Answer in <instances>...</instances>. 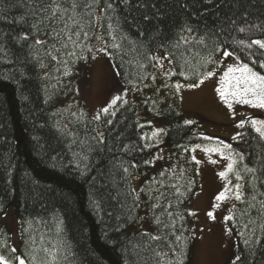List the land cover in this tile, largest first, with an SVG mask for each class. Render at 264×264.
Segmentation results:
<instances>
[{
  "label": "trees",
  "instance_id": "1",
  "mask_svg": "<svg viewBox=\"0 0 264 264\" xmlns=\"http://www.w3.org/2000/svg\"><path fill=\"white\" fill-rule=\"evenodd\" d=\"M55 2L62 19L52 15L53 0H0V216L14 208L28 264H191V148L213 138L164 105L176 158L157 177L151 230H142L132 177L151 170L158 146L143 136L136 103L118 100L96 121L74 79L97 26L131 88L151 80L159 58L184 84L197 83L224 52L264 75V49L253 43L264 41V0H75L74 10L73 0ZM235 147L254 169L245 174L253 202L232 223L240 259L231 264H264V136L250 130ZM11 249L0 226V254L11 259Z\"/></svg>",
  "mask_w": 264,
  "mask_h": 264
},
{
  "label": "rangeland",
  "instance_id": "2",
  "mask_svg": "<svg viewBox=\"0 0 264 264\" xmlns=\"http://www.w3.org/2000/svg\"><path fill=\"white\" fill-rule=\"evenodd\" d=\"M86 48L87 55L74 79L84 107L99 121L101 112L115 105L118 100L136 103L140 124L145 125L143 136H150L151 143L158 146L151 160V170L132 177L133 188L141 206L142 230H151L149 195H154L157 190V177L172 169L176 158V152L167 144L168 127L162 120L164 105L168 101L174 103L186 123L190 121V124L197 125L213 138L214 141L191 148L192 157L197 163L198 180V190L189 205L194 217L195 236L191 264H231L239 253L232 223L239 210L249 211V204L253 202L245 175L246 166L241 164L242 154L235 147V142L250 130L261 128L264 132V125L252 123L264 121V107H260L259 101L249 96L247 99L252 100V103L245 104L240 103L239 98L229 95L226 102L219 92L221 87L229 92L232 90L223 78L229 67H239L243 62L233 54L224 55L195 83L197 87H187L189 84L176 81L169 59L159 58L151 80L136 89L120 82L99 26L92 39L86 43ZM101 48L107 51H100ZM208 72L213 75L208 77ZM176 84L183 87L177 89ZM241 121L244 122L243 126H238ZM229 163H233L232 170L227 168ZM221 172L225 173L224 177L219 175ZM237 173L242 179H237ZM237 183L242 185L241 200H237L234 195V185ZM221 192L225 193V198L217 200ZM210 212L213 214L211 217L208 215ZM0 226L7 228L12 248L16 249L17 255H21L20 222L13 207L0 216Z\"/></svg>",
  "mask_w": 264,
  "mask_h": 264
},
{
  "label": "snow or ice",
  "instance_id": "3",
  "mask_svg": "<svg viewBox=\"0 0 264 264\" xmlns=\"http://www.w3.org/2000/svg\"><path fill=\"white\" fill-rule=\"evenodd\" d=\"M94 2L98 3V0H94ZM52 7V15L55 16L57 12H61V19L63 18V14L64 11L66 10H61L59 4H57L55 2V0H53V6ZM73 10L76 7L75 4V0H73ZM108 8H111L112 5L108 4L107 5ZM74 23H78L77 21H74ZM81 28L83 27L82 25L80 26ZM109 27H111V25H109ZM241 31H243V29H240ZM57 35H59L57 33ZM72 35H75L77 37H80L81 32H75L72 33L71 35H68V40H72ZM83 36L86 38L88 36L87 32H83ZM37 43H44V41H36ZM256 45H259L261 49H264V41H260V40H256L253 42ZM118 47V45H116ZM100 51H107L106 48H101ZM223 55H231V53L228 52H224L222 53ZM233 73H239V75H232ZM213 73L212 72H208L207 76L210 77L212 76ZM224 81L227 82V84L229 85V87L232 89L230 92L225 88V87H221L219 89L220 95L222 98H225L226 102H227V96L231 95L233 98H239V102L240 103H245V104H249L252 103V100L247 99V97L251 96L253 97L255 100L260 102V107H264V75H261L259 72H256L253 70L252 67L249 66V64L247 63H241V65L239 67H229L228 71L225 73L224 76ZM201 83L203 81H200ZM197 84H189L187 85V87H197ZM175 87L177 89H180L181 87H183L180 84H176ZM117 99H119V97H117ZM115 102V101H114ZM230 108L232 107L231 103H229L228 105ZM105 112H107V109H104ZM187 123H191L190 121ZM243 121H241L240 125L238 126H243ZM253 125L260 123L261 125H264V121H252ZM257 132H261L262 135H264V132H262L261 128H256ZM153 135L155 136L156 133H153ZM199 147V146H197ZM225 147H230V145H225ZM216 151H218V149H214ZM222 154V153H221ZM227 168L229 170L233 169V163H229L227 165ZM246 171H254V169H248L246 168ZM221 177L225 176L224 172H221L219 174ZM237 175V179H242V177L239 176V173L236 174ZM234 188L236 189L234 195L235 198L237 200H241L243 198V192H242V185L237 183L236 185H234ZM225 198V193L221 192L216 199L217 200H222ZM210 217L213 215L211 212L208 214ZM12 253H13V257L11 259H9L8 257L0 254V264H28V262L26 261V259L21 256V255H16V249H11ZM237 260L240 259L239 256L236 257Z\"/></svg>",
  "mask_w": 264,
  "mask_h": 264
}]
</instances>
